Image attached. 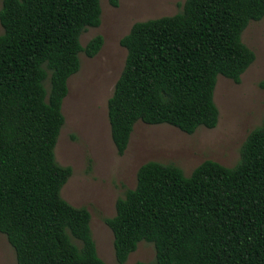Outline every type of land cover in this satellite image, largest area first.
I'll list each match as a JSON object with an SVG mask.
<instances>
[{"label": "trees", "instance_id": "obj_1", "mask_svg": "<svg viewBox=\"0 0 264 264\" xmlns=\"http://www.w3.org/2000/svg\"><path fill=\"white\" fill-rule=\"evenodd\" d=\"M99 18V0L0 1V234L15 264H105L87 210L60 197L71 169L53 155L77 55L92 58L102 45L95 35L80 46L79 36ZM262 18L264 0H184L173 15L133 23L106 101L116 155L136 122L187 135L213 129L216 77L239 83L254 59L240 35ZM102 221L116 264L139 241L151 243L154 261L134 264H264V121L231 167L204 160L184 176L172 164H141Z\"/></svg>", "mask_w": 264, "mask_h": 264}, {"label": "rangeland", "instance_id": "obj_2", "mask_svg": "<svg viewBox=\"0 0 264 264\" xmlns=\"http://www.w3.org/2000/svg\"><path fill=\"white\" fill-rule=\"evenodd\" d=\"M1 1V0H0ZM184 0H99V25L79 36L83 46L95 35L102 38L99 51L87 58L78 53L79 68L66 81L61 103L64 118L53 149L55 162L68 166L71 175L60 189V197L89 214L90 237L97 257L116 264L112 237L102 219L114 213V202L135 184L137 168L155 161L178 167L184 176L204 160L231 167L246 134L264 121V18L248 22L241 42L254 55L253 62L234 84L216 77L213 102L217 123L213 129L198 127L184 134L167 125L136 122L121 156L109 138L106 101L122 69L125 50L119 39L135 22L170 16L180 11ZM46 87V83H44ZM77 244V242L75 241ZM151 243L139 241L122 264L153 263ZM0 264H15L14 252L0 234Z\"/></svg>", "mask_w": 264, "mask_h": 264}]
</instances>
